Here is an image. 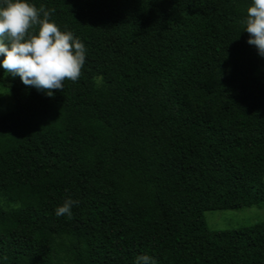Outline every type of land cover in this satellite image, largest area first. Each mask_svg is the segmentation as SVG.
I'll return each instance as SVG.
<instances>
[{
  "label": "trees",
  "instance_id": "1",
  "mask_svg": "<svg viewBox=\"0 0 264 264\" xmlns=\"http://www.w3.org/2000/svg\"><path fill=\"white\" fill-rule=\"evenodd\" d=\"M31 3L87 55L52 97L0 70V264H264V220L204 216L264 203L251 0Z\"/></svg>",
  "mask_w": 264,
  "mask_h": 264
},
{
  "label": "clouds",
  "instance_id": "2",
  "mask_svg": "<svg viewBox=\"0 0 264 264\" xmlns=\"http://www.w3.org/2000/svg\"><path fill=\"white\" fill-rule=\"evenodd\" d=\"M52 10L37 8L31 0H0V68L23 85L48 97L62 91L64 81L81 76L87 50L71 31L60 30L49 17ZM246 42L264 58V0H251L243 28ZM78 201L67 198L57 206V217H72ZM133 264H156L154 257L141 254Z\"/></svg>",
  "mask_w": 264,
  "mask_h": 264
},
{
  "label": "rangeland",
  "instance_id": "3",
  "mask_svg": "<svg viewBox=\"0 0 264 264\" xmlns=\"http://www.w3.org/2000/svg\"><path fill=\"white\" fill-rule=\"evenodd\" d=\"M257 74L264 79V63L257 70ZM12 108L13 99L11 93L0 85V114ZM204 216L208 226L214 230L242 227L264 220V203L258 207L238 210L205 211Z\"/></svg>",
  "mask_w": 264,
  "mask_h": 264
}]
</instances>
